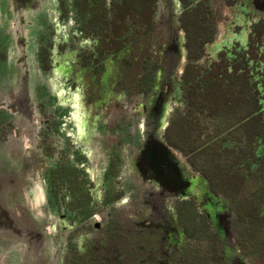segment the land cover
<instances>
[{
    "label": "flooded vegetation",
    "instance_id": "1",
    "mask_svg": "<svg viewBox=\"0 0 264 264\" xmlns=\"http://www.w3.org/2000/svg\"><path fill=\"white\" fill-rule=\"evenodd\" d=\"M75 1L77 6L80 4L84 13H90L91 6L98 1L96 5L99 16L91 22L87 35L97 37L98 41L105 40L104 59L96 60L97 65L92 71L101 70L100 82L105 81L107 75L114 71L108 69L109 66H114L108 64L109 57L105 55L114 54L115 58L124 54V57L132 61L124 60L122 69L125 71L127 67L129 72H124L121 76L119 82L123 83V92L118 91V103L113 111L125 125L126 134L123 139H117L112 148L110 146L109 149V143L106 146V165L101 175L99 194L95 192V181L90 179L86 170V163L89 161V157L83 154L86 151H80L79 144L75 142L76 147L71 135L63 129L67 122L73 120L71 109L76 104H71L70 111L65 109L68 110L67 117H59L60 109H53L55 104L62 107L59 98L51 97L47 104L51 109L43 112L39 118V144L42 148L40 156L43 158L39 157L37 162L41 171L42 189L46 195L44 210L58 224L61 221L66 223L64 232L61 235L55 232L54 236V244L62 252L61 264H114L110 258V245L114 244L124 246L120 249L122 253L136 252L137 257L133 261H141V264H148L145 261H153V264H255V261H262L261 264H264V225H255V215L251 213L252 207H259L261 200H264V197L257 194L255 186L260 185L258 180L251 178V172L239 175V180L236 171L219 173L217 168L220 165L216 164L211 168L205 158L206 152L195 168L190 157L173 147L167 136L173 114L185 106L183 86L188 67L189 24L193 27L200 17L202 22L206 21L213 27L214 37L205 45L211 59L218 61L220 55L225 54L229 60H234L237 48L249 51L254 28L262 25L264 29V0H214V3L217 2L216 6L212 0H167V3L175 1L180 10L176 15H168L162 22L155 19L157 0H91V3L88 0ZM163 10L165 17L166 11ZM103 12L108 16L113 14L114 26L129 25L127 33L125 34L124 29L123 36L112 33L111 37L96 33L94 30L98 31L99 27L105 25L101 18ZM88 17L91 18V13ZM136 25L144 26L145 30L135 32ZM129 32L132 33L128 34ZM241 35L244 36L242 39L239 38ZM260 48L264 50V46ZM173 49V53H170ZM0 57L4 58L2 54ZM129 104L133 108L127 114L125 105ZM11 107L0 104V110L5 111L4 114L0 113V127H13L11 115L16 108ZM101 113H97V118H101V121L108 120L109 114ZM137 121L144 126L139 145H136ZM129 146L133 150L127 153ZM208 148L209 145L204 143L199 151H206ZM128 163L134 168V175L139 177L140 184L135 185L134 180H130L129 186L124 190V172L121 169L127 167ZM113 164L115 171L111 176L109 171ZM59 169L70 171V188L67 177L62 186V180L58 177L64 174ZM76 174L80 180L85 181L81 185L83 190L80 191H85V200L90 201L84 208L81 204L83 194H79ZM53 180L57 181L54 187ZM111 181L115 184L114 199L111 198L114 194H109ZM193 182H197L198 191L191 188ZM224 182L227 184L225 190L215 188L216 185L222 186ZM239 182L242 185L240 192ZM245 185L248 188H244ZM144 189L153 191L148 193L149 198L144 206L145 209L150 208V212L153 210V214H150L157 221L147 229L152 231L154 228L153 255L150 250L147 251L146 244L138 240L142 235L139 229L135 233L137 239L133 240L122 230V223L118 219H109L104 226L95 223L101 215L104 216L105 209L125 198L128 193L142 192ZM181 207L183 210L180 216ZM194 207L195 210L192 211ZM263 210L264 206L261 207L260 217L264 216ZM142 212L146 213L144 209ZM20 214L18 211L16 216L19 218ZM22 222L23 224H18L20 229L24 233H30L37 244L48 242L46 236L52 234L51 226L46 227L44 223L42 226L35 221L31 224ZM206 225L211 234L208 237L204 236ZM195 227L196 235L193 230ZM99 232L105 233V248L98 250L92 246L84 249L81 247L82 240L93 239ZM157 233L159 239H156ZM56 264H59L58 261Z\"/></svg>",
    "mask_w": 264,
    "mask_h": 264
},
{
    "label": "rangeland",
    "instance_id": "2",
    "mask_svg": "<svg viewBox=\"0 0 264 264\" xmlns=\"http://www.w3.org/2000/svg\"><path fill=\"white\" fill-rule=\"evenodd\" d=\"M88 2L91 3V0ZM97 2L91 6L90 18V13H84L75 0H0V55L4 56L0 57V104L16 108L11 115L13 127H0V264L63 263L62 252L54 244V236L55 232L60 235L64 232L66 223L61 221L58 224L44 210L46 195L37 162L42 149L39 144V118L43 112L51 109L47 107L51 97L59 98L62 107L59 108L57 104L53 106V109H60L59 117H67L71 104H76L71 109L73 120L67 122L63 129L71 135L76 147V143L79 144L80 151H86L83 154L89 157V161L83 162L86 163L88 176L96 183V194L100 193L101 175L106 165V146L109 143V149L110 146L112 148L114 142L123 139L126 134L125 125L113 111L118 103V91L123 92V83L119 82L121 76L129 72L127 67L125 71L122 69L124 60L128 62L132 59L124 57V54L115 58L114 54L105 55L109 57L108 64L114 66L108 69L114 71L102 82L99 80L101 70L92 73L97 65L96 60L104 59L105 54V40L98 41L97 37L87 35L91 22L99 16ZM156 3L155 19L158 22L164 21L168 15H176L180 10L175 1L167 3V0H157ZM163 9L166 11L165 17ZM112 17L113 14L109 20ZM140 29L145 30L144 26H134L135 32ZM243 37L239 36L241 39ZM125 106L128 114L133 106ZM99 112L109 114L108 120L97 118ZM0 113L4 114L5 111L0 110ZM4 124L7 126L6 121ZM141 132H144V126L137 121L136 145H139ZM132 150V146H129L127 153ZM125 167L121 169L124 172V190L130 180H134L135 185L140 184L131 163ZM197 186V182H193L191 188L198 191ZM150 192L153 191H131L105 209L104 216L101 215L95 223L104 226L109 219H118L122 223V230L133 240L137 239L135 233L139 229L142 235L138 240L144 242L147 251L150 250L153 255L154 228L148 230L157 221L153 218V210L150 212V208H144ZM18 211L21 213L19 218L16 216ZM22 221L51 226L52 234L46 236L48 242L37 244L30 233H24L18 226L19 223L23 224ZM105 239V233L99 232L93 239L82 240L81 247L92 246L101 250L106 247ZM156 239H159L158 233ZM123 248L122 245H110V258L114 264H141V261H133L137 257L136 252L122 253L120 249ZM145 262L153 264V261ZM261 262L255 261V264Z\"/></svg>",
    "mask_w": 264,
    "mask_h": 264
},
{
    "label": "trees",
    "instance_id": "3",
    "mask_svg": "<svg viewBox=\"0 0 264 264\" xmlns=\"http://www.w3.org/2000/svg\"><path fill=\"white\" fill-rule=\"evenodd\" d=\"M109 17L105 12L102 13L101 18L105 25L99 27L98 31L94 30L96 33L111 37L112 33L123 36V29L127 33L129 25L114 26ZM187 33L188 67L183 86L185 106L173 114L168 140L173 147L190 157L195 168L206 152L208 164H211V168L219 164L217 170L221 174L236 171L239 180V175L251 172V178L260 183L255 186L257 194L264 197V186L260 187L264 180V50L260 48L264 46V29L262 25L254 28L249 51L237 48L234 60L221 54L218 61L211 59L205 49V45L212 41L215 34L212 26L206 21L202 22L199 17L193 27L189 24ZM204 143L209 148L199 151ZM114 167L113 164L110 168L111 176L115 171ZM64 169H59L64 175L58 178L64 186V179L67 177L70 188L71 173ZM77 181L79 194H83L81 204L84 208L90 203L85 200L84 194L87 193L80 191L83 190L81 185L85 181L80 180L78 175ZM240 183L238 192L242 186ZM56 185L57 181L53 180L52 186ZM246 187L248 185L244 186ZM215 188L225 190L227 184L224 182L222 186L216 185ZM109 194H114L111 198H115V184L112 181L109 183ZM261 203H264L263 199ZM261 203L259 207H252L251 213L255 215L253 223L262 227L264 216L260 217L259 214L264 205ZM182 210L181 207L180 216ZM194 210L195 207L192 211ZM193 225L197 226L196 223ZM193 230L196 235V227ZM210 235L206 225L204 236Z\"/></svg>",
    "mask_w": 264,
    "mask_h": 264
}]
</instances>
